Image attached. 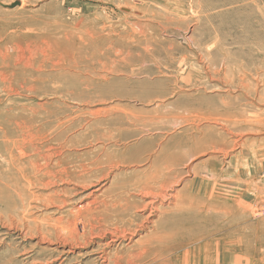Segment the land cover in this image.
Masks as SVG:
<instances>
[{
  "label": "rangeland",
  "instance_id": "obj_1",
  "mask_svg": "<svg viewBox=\"0 0 264 264\" xmlns=\"http://www.w3.org/2000/svg\"><path fill=\"white\" fill-rule=\"evenodd\" d=\"M14 1L0 0V264H107L103 220L135 230L105 249L119 264H152L166 239L200 256L219 238L264 264V0ZM56 158L68 182L34 169ZM169 179L142 226L147 209L115 215Z\"/></svg>",
  "mask_w": 264,
  "mask_h": 264
},
{
  "label": "bare ground",
  "instance_id": "obj_2",
  "mask_svg": "<svg viewBox=\"0 0 264 264\" xmlns=\"http://www.w3.org/2000/svg\"><path fill=\"white\" fill-rule=\"evenodd\" d=\"M210 1V0H209ZM205 3V2H204ZM204 3L203 4H200V5H204ZM193 4V3H192ZM207 4V3H206ZM208 6H210V5H208ZM214 6V5H213ZM208 8V7H207ZM210 9V8H209ZM195 10V9H194ZM154 13V12H153ZM164 14V13H163ZM167 14V13H166ZM175 17V16H174ZM178 18V17H177ZM155 19V18H154ZM170 19V18H169ZM172 20V19H171ZM144 22V21H143ZM148 23V22H147ZM164 24H166V23H164ZM167 25V24H166ZM147 27V26H146ZM140 28V27H139ZM141 29V28H140ZM167 29V28H166ZM180 30V29H179ZM182 30V29H181ZM134 31V30H133ZM137 31V30H136ZM183 31V30H182ZM140 32H142V30H140ZM94 33V32H93ZM198 33V32H197ZM144 35V34H143ZM72 36V35H71ZM89 36V35H88ZM156 36V35H155ZM69 38V37H68ZM145 38V37H144ZM72 39H74V38H72ZM89 39V38H88ZM146 39V38H145ZM200 39V38H199ZM90 40V39H89ZM134 40V39H133ZM140 41V40H139ZM205 43V42H204ZM71 44V43H70ZM202 44V43H201ZM115 46V45H114ZM155 47V46H154ZM225 48V47H224ZM148 50V49H147ZM158 50H160V49H158ZM76 51H78V50H76ZM68 53H69V51H68ZM67 53V54H68ZM64 54V53H63ZM127 55V54H126ZM62 56V55H61ZM64 56V55H63ZM92 56V55H91ZM109 56V55H108ZM202 56V55H201ZM63 58V57H62ZM89 58V57H88ZM185 58V57H184ZM98 59V58H97ZM115 60V59H114ZM146 61V60H145ZM158 61V60H157ZM156 61V62H157ZM72 62V61H71ZM133 62V61H132ZM191 62V61H190ZM69 63V62H68ZM104 63V62H103ZM125 63V62H124ZM217 63V62H216ZM74 64V63H73ZM89 64V63H88ZM211 64V63H210ZM221 64V63H220ZM159 65V64H158ZM206 66V65H205ZM239 66V65H238ZM72 67V66H71ZM104 67V66H103ZM187 67V66H186ZM208 68V67H207ZM63 71V70H62ZM210 71H212V70H210ZM225 71V70H224ZM68 72V71H67ZM73 72V71H72ZM80 72V71H79ZM110 72V71H109ZM70 73V72H69ZM217 73V72H216ZM62 74V73H61ZM66 74V73H65ZM91 74V73H90ZM78 75V74H77ZM246 75V74H245ZM67 76V75H66ZM92 76V75H91ZM73 77V76H72ZM89 77V76H88ZM98 77V76H97ZM108 77V76H107ZM32 78V77H31ZM83 79V78H82ZM84 80V79H83ZM169 80V79H168ZM71 81V80H70ZM158 81H159V79H158ZM91 82H93V81H91ZM90 82V83H91ZM176 82V81H175ZM237 82V81H236ZM72 83H73V81H72ZM224 83V82H223ZM181 84V83H180ZM264 84V83H263ZM81 85V84H80ZM83 85V84H82ZM91 85V84H90ZM98 85V84H97ZM157 85V84H156ZM246 85V84H245ZM196 87H197V85H196ZM95 88V87H94ZM96 88L98 89V87L96 86ZM241 89V88H240ZM244 91H245V89H244ZM98 92V91H97ZM89 93V92H88ZM108 93V92H107ZM86 94V93H85ZM89 94H91V93H89ZM109 94H111L110 92H109ZM77 95V94H76ZM106 95V94H105ZM108 95V94H107ZM94 96V95H93ZM110 96V95H109ZM109 96H106V97H109ZM121 96V95H120ZM88 97V96H87ZM102 97V96H101ZM111 97V96H110ZM222 97V96H221ZM230 97V96H229ZM200 98V97H199ZM224 98V97H223ZM203 102V101H202ZM227 102V101H226ZM88 105V104H87ZM201 106V105H200ZM189 107V106H188ZM198 107V106H197ZM203 108V107H202ZM205 108V107H204ZM192 109V108H191ZM210 110V109H209ZM214 110V109H213ZM229 110V109H228ZM203 111V110H202ZM193 112H194V110H193ZM201 112V111H200ZM206 112L207 111H204V113L206 114ZM224 112H226V111H224ZM227 112H229V111H227ZM198 113H199V111H198ZM213 113V112H212ZM211 113V114H212ZM213 114H215V113H213ZM208 115H210V114H208ZM205 116V115H204ZM211 116H213V115H211ZM207 117V116H206ZM209 118V117H208ZM264 120V119H263ZM260 121V120H259ZM69 127V126H68ZM28 134V133H27ZM30 134V133H29ZM32 134V133H31ZM30 134V135H31ZM68 134V133H67ZM89 134V133H88ZM100 134V133H99ZM208 134V133H207ZM65 135V134H64ZM43 136V135H42ZM84 136V135H83ZM204 136V140L203 141H206V140H209L208 138H210V137H205V136H207V135H203ZM202 136V137H203ZM37 137V136H36ZM35 137V139H37V138H39V137H37L36 138ZM61 137V136H60ZM65 137V136H64ZM97 137H99V136H97ZM31 138V137H30ZM34 137L32 136V138L31 139H33ZM179 138V137H178ZM41 139V138H40ZM63 139V138H62ZM65 139V138H64ZM71 139V138H70ZM73 139H75V138H73ZM21 140V139H20ZM19 140V141H20ZM30 140V139H29ZM59 140H61V139H59ZM68 140V139H67ZM107 140V139H106ZM35 141V140H34ZM37 141V140H36ZM40 141V140H39ZM57 141V140H56ZM69 141H71V140H69ZM59 142V141H58ZM61 142V141H60ZM64 142V141H63ZM62 142V143H63ZM175 142V141H174ZM206 142H208V141H206ZM210 142H213V141H210ZM30 143V142H29ZM32 143H33V141H32ZM65 143V142H64ZM63 143V144H64ZM209 143V142H208ZM24 144V143H23ZM44 144V143H43ZM58 144V143H57ZM205 144V147L207 148V146H206V143H204ZM203 144V145H204ZM21 145V144H20ZM39 145V144H38ZM59 145V144H58ZM201 145V144H200ZM202 145V146H203ZM22 146V145H21ZM24 146V145H23ZM26 146V145H25ZM36 146V145H35ZM63 146V145H62ZM199 146V145H198ZM56 148L58 147V146H55ZM200 147V146H199ZM21 148V147H20ZM37 148V147H36ZM45 148V147H44ZM204 148V147H203ZM202 147H200V148H192V150L191 151H195L196 153H197V150L200 152V150H202L203 149ZM25 149V148H24ZM23 149V150H24ZM60 148H58L57 150H59ZM26 150V149H25ZM37 150H39V149H36L35 151H37ZM57 150H55V152L57 151ZM62 151V150H61ZM60 151V152H61ZM58 152V151H57ZM63 152V151H62ZM23 152L21 151L20 152V154H22ZM26 153V152H25ZM45 154H42V158H43V160L42 159H40L43 163L44 162H50L51 163V157H52V154L54 153L53 152V148H47L46 149V151L44 152ZM63 154V153H62ZM40 157V156H39ZM58 157V156H57ZM61 158H59V161L57 160V158H56V162H54V164H53V169L54 170H47V169H44V168H46L47 166H48V163L46 164V166H44V167H41L40 166V163H42V162H39V164L37 163V164H35L36 166L34 167V169L38 172V174L40 173V176H41V174H42V177L46 174L48 177H53V179H56V178H58L59 180H61V181H63V182H68V180H71V174H69L68 173V171H67V168L66 167H60V169L58 168V169H56L57 167H59V166H62V161L60 160ZM39 160V161H40ZM46 160V161H45ZM64 160V159H63ZM66 160V159H65ZM97 160V159H96ZM37 161V160H36ZM55 161V160H54ZM35 162V161H34ZM38 162V161H37ZM94 162V161H93ZM64 163H65V161H64ZM31 165V164H30ZM34 165V164H33ZM44 165H45V163H44ZM50 166H52V165H50ZM82 166V165H81ZM30 168H31V166H30ZM86 168V167H85ZM29 169V168H28ZM33 169V168H32ZM71 169V168H70ZM81 169V168H80ZM44 170V171H43ZM73 170V169H72ZM76 170V169H75ZM79 169H77V171H78ZM88 170H89V168H88ZM87 170V171H88ZM36 171H34L36 174H37V172ZM71 171V170H70ZM86 169L85 170H83L80 174H75L76 175V178L79 180V179H81L83 176H85V175H87L86 174ZM90 171V170H89ZM43 172V173H42ZM72 172V171H71ZM31 173V172H30ZM88 173V172H87ZM35 174V175H36ZM31 176H32V173H31ZM40 176H38V177H40ZM46 176V177H47ZM89 175H87V177H88ZM94 176V175H93ZM104 176V175H103ZM42 177H41V179H42ZM86 177V178H87ZM90 177V176H89ZM46 179V178H45ZM35 180H38V179H35ZM47 180V179H46ZM51 180V179H50ZM47 181V182H44L43 184H42V186L44 185H48V184H50V183H52L51 181H53V180H51V181ZM86 180V179H85ZM32 181V180H31ZM30 181V182H31ZM45 181V180H44ZM56 181V180H55ZM80 181V180H79ZM89 181H91V180H89ZM89 181H87V182H89ZM164 181V180H163ZM36 181H34V183H35ZM82 183L81 184H76L77 186H81L82 188H86V186H87V184L84 182V180L82 179V181H81ZM169 182L171 183V181H170V179L168 180V181H164L163 182V184H162V186H160L161 185V183L162 182H160V185L158 186V185H156V186H153V185H151V183H149V181L148 182H146L145 184L143 183V184H141V188H140V191H141V193H140V196L141 197H143L144 199L142 200V201H139V202H137V203H135L133 200H131L130 198H129V196L126 198H122V199H120V200H122L123 201V205L121 206V204H119L120 205V208L118 209V210H116V214L115 215H117L118 216V214H127L128 213V211L129 210H131L132 211V209L133 208H135V207H141L142 209L141 210H144V209H147V211H143V212H146V216L143 218V220H142V223H141V225L140 226H142L145 222H147L148 220H149V218L154 214V212L156 211V210H159V207L157 206V204H156V202H158V200H163V199H165L166 198V196H167V188H169L170 187V185H169ZM37 183H38V181H37ZM37 183L36 184H34V185H37ZM55 183V182H54ZM58 183V182H57ZM57 183H55V184H57ZM78 183H80V182H78ZM33 184V183H32ZM40 184V183H39ZM53 186V185H52ZM123 186V185H122ZM80 187V188H81ZM140 187V186H139ZM47 188V187H46ZM77 188V187H76ZM76 188H73V190H75L76 191ZM79 188V187H78ZM70 189V188H69ZM72 189V188H71ZM70 189V190H71ZM66 190V192H67V189H65ZM84 190V189H83ZM96 190H98V189H95V190H92V191H88L85 195H86V198H87V200L88 199H90L91 201H89L88 200V203H87V205H90L91 206V203H96L97 201H98V197L95 195V192H96ZM126 190H128V189H126ZM138 190V189H137ZM69 191V190H68ZM123 191V190H122ZM63 192V191H62ZM72 192V191H71ZM70 192V193H71ZM57 193V192H56ZM73 193V192H72ZM126 193V192H125ZM139 193V192H138ZM116 195V194H115ZM129 195V194H128ZM100 196V195H99ZM118 196V195H117ZM101 197V196H100ZM173 197V196H172ZM199 198V197H198ZM100 200V199H99ZM99 202V201H98ZM170 202V201H169ZM102 203V202H101ZM119 203V202H118ZM177 203V202H176ZM104 204V203H103ZM102 204V205H103ZM105 204H106V202H105ZM156 204V205H155ZM107 205V204H106ZM110 206V205H109ZM115 206V205H114ZM100 207H101V205H100ZM200 207V206H199ZM106 208H107V210H108V207L106 206ZM96 209V208H95ZM102 210V209H101ZM105 210V209H104ZM183 210V209H182ZM108 211H110V210H108ZM178 211V210H177ZM215 211V210H214ZM217 211V210H216ZM101 212V211H100ZM108 213V212H107ZM190 213V212H189ZM104 214V213H103ZM133 214V213H132ZM86 215V214H85ZM84 215V216H85ZM92 216V215H91ZM96 216H98V215H96ZM95 216V217H96ZM123 216V215H122ZM121 216V217H122ZM130 216H132L135 220L136 219H138L139 217L136 215V214H133V215H129L128 217H130ZM165 216V215H164ZM93 217V216H92ZM120 217V216H119ZM120 217V218H121ZM77 218V217H76ZM86 218V217H85ZM107 218V217H106ZM91 219V218H90ZM111 219V218H110ZM109 219V220H110ZM96 220H98V219H96ZM101 220V219H100ZM117 220H118V218H117ZM120 220V219H119ZM124 220V219H123ZM128 220V219H127ZM131 220V219H130ZM129 220V221H130ZM90 221V220H89ZM94 221V220H93ZM99 221V220H98ZM113 221V220H112ZM88 222V221H87ZM96 222V221H95ZM95 222H94V224H93V226L95 225ZM120 222L121 223H127L128 221H126V222H124V221H121L120 220ZM120 222H118V223H120ZM134 222V221H133ZM137 222V221H136ZM73 223V222H72ZM75 223V222H74ZM73 223V224H74ZM106 221L105 220H103L100 224H99V230H98V232H97V234H100L99 236H109L110 238H109V240L108 241H105L104 243H102L100 246V250L98 251V253H99V258L101 259L100 260V262L102 263V262H106L107 264H119V258L117 259V257H115V258H113V259H107V255H106V253H105V249L106 248H108L113 242H115L116 240H125V239H129V235H131V234H133L134 233V229L133 228H131V227H128V225H127V227H121V226H123V225H125V224H122L121 226L119 225V224H115V225H113L112 227H105V226H107L106 225ZM111 223V222H110ZM109 223V224H110ZM210 223V222H209ZM161 224V223H160ZM160 224H159V226H160ZM202 225V224H201ZM214 225V224H213ZM74 226H75V224H74ZM77 226V225H76ZM75 226V227H76ZM92 226V225H91ZM156 226V225H155ZM197 226V225H196ZM195 226V227H196ZM210 227V226H209ZM208 227V228H209ZM215 227V226H214ZM94 228H95V226H94ZM197 228H199L198 226H197ZM202 228V227H201ZM219 228V227H218ZM200 229V228H199ZM198 229V230H199ZM215 229V228H214ZM213 229V230H214ZM178 230V229H177ZM212 230V229H211ZM217 230V229H216ZM247 230V229H246ZM161 231V230H160ZM163 231V230H162ZM166 231V230H165ZM205 231V230H204ZM210 231V230H209ZM215 231V230H214ZM158 232V231H157ZM191 232V231H190ZM197 232V231H196ZM201 232H203V231H201ZM212 232V231H211ZM152 233V232H151ZM186 233V232H185ZM206 233V232H205ZM59 234V233H58ZM157 234V233H156ZM164 234V233H163ZM207 234V233H206ZM194 235V234H193ZM196 235V234H195ZM155 236V235H154ZM164 236V235H163ZM203 236V235H202ZM70 237V236H69ZM77 237H78V235H71V237L69 238V239H66V240H62V244H60L61 246H62V250H64V252H68V251H71V248H73L74 247V241L77 239ZM159 237V236H158ZM198 237H200V236H198ZM243 237V236H242ZM179 238V237H178ZM246 238V237H245ZM188 239H190V238H188ZM187 239V240H188ZM243 239V238H242ZM130 240V239H129ZM148 240V239H147ZM153 240V239H152ZM158 241V240H157ZM166 241H167V239H166ZM166 241H164V240H162L160 243H158L159 244V246H158V248L156 247L155 249H153L152 251H150V253H152L153 254V256L155 257V260L153 261V263L152 264H242V258H241V256H240V254L238 253V250H239V244L238 243H233V244H231V245H229L228 244V242L225 240V239H223V238H219V239H216L215 241L213 240L212 242H209L208 241V250H206L205 251V253L204 254H202L201 253V255L200 256H192V249L190 248V247H187L189 244H191V243H193V241L191 240V241H189V242H184V243H182L181 242V244H177V242H176V244H173V241H169V242H166ZM139 242V241H138ZM140 242H142V241H140ZM152 242V241H151ZM153 242H156L155 240L153 241ZM180 243V242H179ZM205 243V242H204ZM200 244V243H199ZM198 244V245H199ZM156 246V245H155ZM205 246L207 247V245L205 244ZM195 248V247H194ZM202 248V247H201ZM200 248V249H201ZM136 251V250H135ZM148 251V250H147ZM242 251V250H241ZM96 252V251H95ZM138 252V251H137ZM137 252H136V254H137ZM149 252V251H148ZM202 252V251H201ZM139 253V256L140 257H144V256H142V255H140V254H142V253H140V252H138ZM145 254H146V252H145ZM145 254H143V255H145ZM242 254V253H241ZM146 255H149V254H146ZM149 256H151V255H149ZM146 257V256H145ZM153 257V258H154ZM111 258V257H110ZM136 258H138L137 257V255H136ZM259 258V257H258ZM143 259V258H142ZM252 259V258H251ZM137 260V259H136ZM153 260V259H152ZM252 261V260H251ZM251 264H253V261L251 262ZM254 264H256V263H254Z\"/></svg>",
  "mask_w": 264,
  "mask_h": 264
},
{
  "label": "water",
  "instance_id": "obj_3",
  "mask_svg": "<svg viewBox=\"0 0 264 264\" xmlns=\"http://www.w3.org/2000/svg\"><path fill=\"white\" fill-rule=\"evenodd\" d=\"M19 3H20L19 0H16L9 7L12 8V7L18 5Z\"/></svg>",
  "mask_w": 264,
  "mask_h": 264
}]
</instances>
